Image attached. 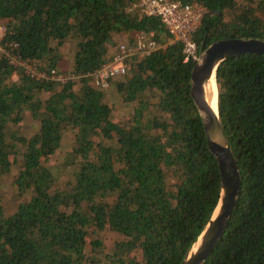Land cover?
Instances as JSON below:
<instances>
[{
    "label": "trees",
    "instance_id": "1",
    "mask_svg": "<svg viewBox=\"0 0 264 264\" xmlns=\"http://www.w3.org/2000/svg\"><path fill=\"white\" fill-rule=\"evenodd\" d=\"M180 1L205 10L198 49L264 40V0ZM138 3L0 0V177L11 178H0V264H181L215 212L220 168L191 95L198 61ZM144 32L161 49L99 84ZM217 84L242 185L205 264H264V56L227 59ZM10 182L25 198L12 209Z\"/></svg>",
    "mask_w": 264,
    "mask_h": 264
},
{
    "label": "water",
    "instance_id": "2",
    "mask_svg": "<svg viewBox=\"0 0 264 264\" xmlns=\"http://www.w3.org/2000/svg\"><path fill=\"white\" fill-rule=\"evenodd\" d=\"M242 55L264 56V40L235 38L202 47L199 61L192 70L191 95L203 120L208 147L220 168L221 194L215 212L181 264H205L226 233L238 203L242 185L240 169L221 122L219 104L216 113L207 94L213 81L217 84L219 66L229 58Z\"/></svg>",
    "mask_w": 264,
    "mask_h": 264
},
{
    "label": "built area",
    "instance_id": "3",
    "mask_svg": "<svg viewBox=\"0 0 264 264\" xmlns=\"http://www.w3.org/2000/svg\"><path fill=\"white\" fill-rule=\"evenodd\" d=\"M139 8L142 13L160 19L171 34L170 43L183 44L185 62L199 61L201 49H198L199 47L193 39V34L205 15V10L199 3L185 4L180 0H139L138 4L133 5V9ZM135 44L133 47L125 45L120 47V55L98 73L99 84L107 86L111 79L126 74L127 59L133 56H149L161 49L154 32L137 34ZM5 53L6 51L0 43V56ZM8 56L11 54L8 53ZM20 65L29 66L25 63Z\"/></svg>",
    "mask_w": 264,
    "mask_h": 264
},
{
    "label": "rangeland",
    "instance_id": "4",
    "mask_svg": "<svg viewBox=\"0 0 264 264\" xmlns=\"http://www.w3.org/2000/svg\"><path fill=\"white\" fill-rule=\"evenodd\" d=\"M4 35H5V29H0V43H1V41H2V39H3V37H4ZM116 40L120 43H124L125 41V38H123V37H116ZM69 61V60H68ZM64 65V67L66 68L68 65H69V63L68 62H66V63H64L63 64ZM30 70L32 69V67L31 66H27ZM67 78H62V80H66ZM219 90V89H218ZM112 97V96H111ZM116 101H117V103L119 104V101L117 100V98H116ZM28 130H30V129H28ZM12 176V175H11ZM1 178V180L3 181L2 182V186H3V184L7 181V180H9V179H11L9 176L8 177H0ZM1 189V188H0ZM2 192H3V194L5 195V198H6V202H7V204L11 207V209L12 208H15V207H17L22 201H24L25 200V198H23V197H21L17 192H16V190L13 188V186L11 185V182H10V184H8L6 187H4L3 189H2Z\"/></svg>",
    "mask_w": 264,
    "mask_h": 264
},
{
    "label": "bare ground",
    "instance_id": "5",
    "mask_svg": "<svg viewBox=\"0 0 264 264\" xmlns=\"http://www.w3.org/2000/svg\"><path fill=\"white\" fill-rule=\"evenodd\" d=\"M208 98L209 102L213 108V110L217 113L218 112V104H219V90L218 86L213 81L212 85L208 87Z\"/></svg>",
    "mask_w": 264,
    "mask_h": 264
}]
</instances>
